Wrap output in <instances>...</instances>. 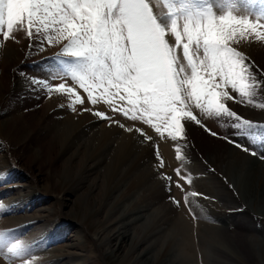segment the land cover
<instances>
[{
	"label": "rangeland",
	"instance_id": "374dc122",
	"mask_svg": "<svg viewBox=\"0 0 264 264\" xmlns=\"http://www.w3.org/2000/svg\"><path fill=\"white\" fill-rule=\"evenodd\" d=\"M208 2L218 13L230 8L236 15H248L255 19L259 13L264 12V0H208ZM150 3L157 14L166 23H170L169 13L176 11L180 0H175V7L171 10L167 8L165 0H150ZM196 7L202 8L204 4L199 3L198 0ZM179 15L182 24L183 13ZM261 22L264 23V21ZM260 31L264 32V29ZM14 35L15 40L7 41L0 36L1 262L3 264H108L103 252L107 251L109 246L117 249L116 256L119 258L129 253L126 258L127 264H136L139 259L136 261V256L141 250V254L144 250H151L150 255L166 252L167 257L175 256L176 258L177 248L172 241L173 233L167 228L169 222L164 217L161 218L165 214L166 207L158 203L148 204L150 202L148 198L143 202V205H148L142 206L141 216L134 220L130 228V232L134 233V239L136 238L134 247L131 249L130 239L119 243V241L116 242L117 239L111 237L114 233L111 228L114 226L113 221L119 216L121 210L136 208L134 201L141 193L139 191L118 198H115L112 193L111 198H107L99 213L92 219L105 220L108 218L109 227L105 230L97 228L95 230V227L88 226L87 217L90 211L96 207V202L105 198L108 193L106 166L102 165L89 175L82 186L71 187L69 180L76 176L81 167V154L76 156L75 151L71 150L67 155L60 156V145L51 128L53 119L47 113L48 103L57 94L63 93L55 89L60 83H64L66 87L76 90L84 100V104L83 107L73 102L57 104L60 120L75 118L82 111L81 108H85L103 112L107 117H111V119L98 117L99 125L117 122L126 128H141L144 131L148 126L142 121L134 122L124 117L119 111H114L103 99L93 105L88 100L87 93L70 77L64 76L76 61L61 55L63 43H50L43 36L34 37L30 41L23 31H15ZM250 39L256 38L249 36L247 40L233 44V47L252 60L243 46V43H248ZM170 42L175 44L174 38ZM253 75L258 79H264L255 71ZM39 81L51 86V89L36 94ZM24 82H28L31 85L28 88L31 87L33 90L23 92L19 85H25ZM229 92L237 96L239 102L227 101L225 106L236 112L241 117V121L247 119L257 127L237 128L235 118L209 117L199 110H197L198 118L207 128L218 133L217 136L226 140L234 139L249 149V152L243 150L248 157L233 159L228 164L224 178L235 189V194L239 199L231 197L233 204L236 207L243 204L249 208L251 213L247 217L242 216L243 219L241 218L237 229L238 234L253 235V246L263 258L261 264H264V169H259V164L264 166V160L259 158L260 155L264 156V107H261L264 105V87L256 91L251 98V103L248 102V98L240 100L238 94L231 93L230 89ZM95 95L99 96L100 93L97 92ZM116 106H120L118 99ZM72 107L76 109L75 112L72 111ZM244 108H255L256 112L247 114ZM195 111L193 112L196 113ZM187 130L186 124V132ZM133 132L136 131L133 130ZM147 133L153 137V141H150L151 146L154 147L153 149L158 147L166 163V169L174 180L176 179V168H181L183 174L191 181L198 180L200 185L196 188L197 190L194 189V192L189 190L192 184L189 185L186 181H182L183 189L171 186L181 195L179 201L193 221L194 239L201 243L202 234H205L207 238V233L214 238L211 243L205 242L204 244L208 249V264H216L215 261L219 255L217 247L224 249L230 247L220 229L224 220V211L217 209L219 207L216 204V192L213 187L215 185L214 176L217 175L197 160L184 156L188 154V151L190 153L192 151L189 149L187 139L186 143L183 140L173 142L170 138H166V132L165 137H160L151 128L147 129ZM177 147L180 148L183 157L181 160L176 158ZM252 151L257 152L258 155H251ZM248 158L257 159L256 169L249 165ZM220 174L222 176V173ZM64 177L67 179L62 181ZM195 191L196 195H192ZM133 218L134 216L131 219ZM108 237L111 238L108 240ZM199 248L202 252V245Z\"/></svg>",
	"mask_w": 264,
	"mask_h": 264
},
{
	"label": "snow or ice",
	"instance_id": "6c2138e0",
	"mask_svg": "<svg viewBox=\"0 0 264 264\" xmlns=\"http://www.w3.org/2000/svg\"><path fill=\"white\" fill-rule=\"evenodd\" d=\"M199 3L204 7H196L198 0H180L166 23L150 0H0V36L15 40L14 32L23 31L30 41L43 36L50 43H63L61 55L76 61L64 76L78 84L93 105L103 99L114 111L134 122L142 121L158 136L165 137L166 132L173 142H187V123L218 135L193 109L209 117L235 118L237 128L257 127L247 119L241 121L225 105L239 102L229 89L251 103L256 91L264 87V79L253 75L255 71L264 77V69L233 47L249 36L264 40L260 31L264 12L253 19L236 15L230 8L218 13L208 0ZM165 4L171 10L175 0H165ZM55 90L74 97L73 104H84L76 90L64 83ZM94 115L111 119L99 111ZM126 130L153 141L141 128ZM228 142L249 152L235 140ZM176 153L177 160L183 159L179 147ZM155 156L162 169L158 147ZM259 158L264 160V156ZM175 176L174 180L164 175L169 186L183 189L182 181L192 183L181 168L175 169Z\"/></svg>",
	"mask_w": 264,
	"mask_h": 264
},
{
	"label": "bare ground",
	"instance_id": "6f19581e",
	"mask_svg": "<svg viewBox=\"0 0 264 264\" xmlns=\"http://www.w3.org/2000/svg\"><path fill=\"white\" fill-rule=\"evenodd\" d=\"M263 42L264 41L250 39L248 43H243L244 48L248 51L252 60L262 69H264ZM24 84L25 85L22 86L19 85L23 92L25 90H33L31 87L28 88V86H31L28 82H24ZM37 86L42 88H36V94H39L40 91L42 92L51 89V86H47L41 82ZM72 100H74V97H70L67 93L57 94L48 103L49 111H47V113L49 116H52L53 119L51 120V128H53L57 143L60 145V156L67 155L71 150L75 151L74 153L76 156L81 154V167L76 173V176L72 177V180H69L71 182V187L77 188L82 186L89 175L98 170L102 165L106 166L108 193L105 198L98 200L95 204L96 207L90 211L89 216L87 217L89 222L88 226L92 228L95 227V230L96 228L98 230H105L109 227V225H107V222H109L108 218L105 220L92 219L99 213L107 198H111L112 193H114L115 198H118L119 196L125 197L131 192L138 193L139 191L141 193H139L134 201L136 208L124 211L121 210L119 216L113 221L114 226L111 228H113L114 233L111 237L117 239L116 242L119 241V243H121L122 240L130 239V241H132V249L136 244L134 233L130 232L134 220L141 216V211L143 210L142 206H147L149 203H152L151 205L158 203L166 207L165 214L161 218L164 217L165 220L169 222L167 228L173 233L172 241L177 248V257H167L166 252L159 255H153L151 253L150 255L149 253L151 250H144L141 254V250L136 256V261L139 258L136 264H188L189 262L190 264H208V249L204 243H211L214 241V238L207 233V238L205 237V234H202L201 243H198V240L194 239L193 231L195 227L191 217L179 201L181 195L176 192L177 190L174 191L172 186H169L164 179V175L171 176V174L166 169V163L161 153L160 157L164 162V167L162 169L158 167V160L154 151L155 149L151 146L150 141L144 140L139 133L133 131L129 132L126 130V127H120L119 125L121 124L117 122H107L99 125V118L94 115L96 111L89 112L84 111L85 108H81L82 111H80L75 118L64 119V121L60 120L57 104L73 102ZM77 105L83 107V105ZM195 110L193 109V111L196 112L194 114L198 117L199 113L197 109ZM244 111L247 114H254L256 112L255 108H244ZM242 117L245 118L243 115ZM187 127L186 139L188 140V146L190 145L189 149L192 151L191 153L188 151V154H185L184 156L191 158L192 160H197V162L205 165L204 167L206 169L213 170L217 175L214 176L215 185L213 187L216 192V204L219 207L216 208L219 210L222 209V212L224 211V220L220 229L225 241L230 247L229 249L217 247L219 255H217L216 258V264H261L263 258L258 251H255L253 246V235H239L237 231L241 222L240 220L241 218L243 219L242 216L247 217L251 215L248 210L249 208H246L243 204H241L240 207H236L233 204L234 201L231 197H235L236 200L239 199L235 194V189H233L230 183L225 181L224 178L227 173L228 164L233 159L245 158L247 154L243 152L242 148L236 147L233 143L229 144L228 140L219 136L211 135L209 132L194 123H187ZM241 133L242 131L240 132V135ZM248 162L250 163L249 165L255 169L258 167V161L256 158H253V160L248 158ZM186 164H188V162H186ZM259 169H264V166L259 164ZM220 173H222V176ZM66 179L67 177H64L62 181ZM191 184L189 190H192L193 192L194 189L197 190L196 188L200 185L198 180H195V182L192 181ZM116 192L117 194H115ZM118 192H120L119 195ZM146 198H148L150 202L147 201L148 204L143 205ZM177 201L179 203H176ZM132 216H134L133 219H131ZM111 237H108V240ZM201 245L202 252H200L199 248ZM116 250L117 249H113L109 246L108 250L103 252L106 262L108 264H127L126 258L129 253L124 257L119 258L116 256ZM0 264H3L1 259Z\"/></svg>",
	"mask_w": 264,
	"mask_h": 264
}]
</instances>
